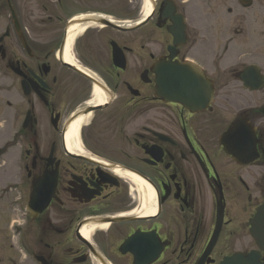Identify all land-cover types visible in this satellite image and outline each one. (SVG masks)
Returning <instances> with one entry per match:
<instances>
[{"label":"flooded vegetation","instance_id":"1","mask_svg":"<svg viewBox=\"0 0 264 264\" xmlns=\"http://www.w3.org/2000/svg\"><path fill=\"white\" fill-rule=\"evenodd\" d=\"M234 37L257 57L225 70ZM159 61L198 64L210 105L157 96ZM5 79L0 264H264V0H0Z\"/></svg>","mask_w":264,"mask_h":264},{"label":"water","instance_id":"2","mask_svg":"<svg viewBox=\"0 0 264 264\" xmlns=\"http://www.w3.org/2000/svg\"><path fill=\"white\" fill-rule=\"evenodd\" d=\"M253 69L249 66L247 73ZM152 71L156 74V95L165 101L179 102L194 111L206 109L213 101V83L194 63L159 61ZM252 234L264 247V236L259 237L254 231ZM244 264H258V255L245 257Z\"/></svg>","mask_w":264,"mask_h":264},{"label":"rangeland","instance_id":"3","mask_svg":"<svg viewBox=\"0 0 264 264\" xmlns=\"http://www.w3.org/2000/svg\"><path fill=\"white\" fill-rule=\"evenodd\" d=\"M202 22L208 23L209 21L203 20ZM213 23L216 22L213 21ZM246 24L249 26V30H252L254 25L253 10L250 11ZM231 39L234 40L230 43L228 50H224V47H221L223 42L219 41L215 44L218 47L213 45V48H211V50L217 52V54H220L222 50H224L223 53L227 54L224 60L226 66L225 70H229L234 66L242 67L245 64L253 63V60L257 57L253 43L251 41L247 42L246 39L245 41L239 40V37ZM2 83L3 85L0 86V88L7 90L9 89L7 86L12 83V80L5 79ZM7 101H10L12 104L14 103L12 91L2 92L0 89V182L13 181V176L20 166L19 159L22 155L21 149L19 147H15V141L13 140L14 133L18 127L13 117L14 109L7 104Z\"/></svg>","mask_w":264,"mask_h":264},{"label":"bare ground","instance_id":"4","mask_svg":"<svg viewBox=\"0 0 264 264\" xmlns=\"http://www.w3.org/2000/svg\"><path fill=\"white\" fill-rule=\"evenodd\" d=\"M151 9L149 8L148 12L150 11ZM79 133V131L77 130V126H74L72 131L70 132V134H75L77 135ZM107 225H102L101 227H106Z\"/></svg>","mask_w":264,"mask_h":264}]
</instances>
